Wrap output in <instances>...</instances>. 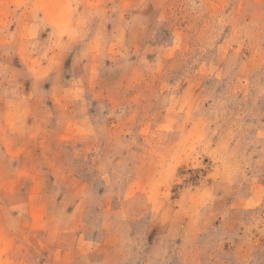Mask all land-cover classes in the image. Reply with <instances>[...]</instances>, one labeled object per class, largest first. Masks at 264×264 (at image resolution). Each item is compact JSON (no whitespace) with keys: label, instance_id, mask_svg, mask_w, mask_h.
<instances>
[{"label":"rangeland","instance_id":"1","mask_svg":"<svg viewBox=\"0 0 264 264\" xmlns=\"http://www.w3.org/2000/svg\"><path fill=\"white\" fill-rule=\"evenodd\" d=\"M0 264H264V0H0Z\"/></svg>","mask_w":264,"mask_h":264}]
</instances>
